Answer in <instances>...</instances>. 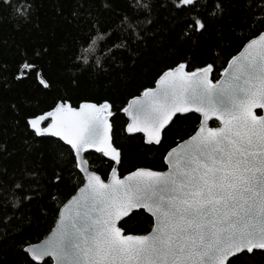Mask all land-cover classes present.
I'll return each mask as SVG.
<instances>
[{
  "label": "snow or ice",
  "instance_id": "snow-or-ice-1",
  "mask_svg": "<svg viewBox=\"0 0 264 264\" xmlns=\"http://www.w3.org/2000/svg\"><path fill=\"white\" fill-rule=\"evenodd\" d=\"M70 2L67 14L56 10L82 38L70 51L59 45L53 75L66 76L69 86L65 95L42 101L45 107L30 105V97L9 99L28 77L47 97L52 76L38 70L23 43L11 51L7 40L0 43V56L11 55L15 67L9 73L12 65L0 61V105L17 113L13 135L22 137L18 159L0 166V245H15L16 264H264V0L242 5L238 21V0ZM35 11L34 0H0V12L17 28L32 23ZM180 16L177 39L156 41L159 33L174 31ZM209 29L216 43L201 54L208 59L177 50L195 45ZM150 38L175 59L154 77V87L118 109L122 133L153 151L178 122L191 118L198 125L162 153L166 171L137 168L121 178L113 104L78 99L77 90L101 71L107 76L106 62L122 65L127 57L134 66L140 56L133 51L141 43L147 48ZM234 39L238 53L213 80L221 46ZM10 156L0 142V157ZM97 161L107 163V180L91 170ZM66 173L78 186L55 208V227L38 243L16 244L13 234L34 226L17 217L20 208L38 202L46 215L43 201L57 203ZM142 214L150 217V231L124 234L121 225Z\"/></svg>",
  "mask_w": 264,
  "mask_h": 264
},
{
  "label": "trees",
  "instance_id": "trees-1",
  "mask_svg": "<svg viewBox=\"0 0 264 264\" xmlns=\"http://www.w3.org/2000/svg\"><path fill=\"white\" fill-rule=\"evenodd\" d=\"M249 2L255 3L256 0H238L236 8L233 10L234 21L239 19L241 6L246 7ZM34 3L36 11L32 18L33 22L21 25L19 28L6 13L0 12V43L7 40L11 45L9 51L14 50L16 44L23 43L29 50V57L35 59L38 70L42 69L46 76H52V88L47 97H41L35 92L33 78L28 77L14 87L13 92L9 94V99L30 97V105L34 106L38 101H41L40 106L45 107L46 105L42 101H50L56 96L65 95V89L69 86L66 76L53 75L57 72L58 59L62 53L59 45L61 43L65 44L70 51L73 40L82 38V34L72 29L66 23L64 16L57 13L56 9L59 7L67 14L68 9L71 7L70 0H34ZM36 24L39 27H36ZM173 24L174 31L161 32L155 37V40L163 39L166 44L173 43L177 39L175 33L179 32L184 26L183 16L177 17ZM239 35L240 32L237 30V36ZM243 35H248L247 31ZM147 43V48L141 43L140 47L133 51L132 55L139 54L140 56L134 66L127 57L122 65L109 67L106 62L105 68L109 70L107 76L101 71V73L87 80L81 89L77 90L78 99H86L93 102L108 99L113 104V110L116 113L113 119V140L117 147L123 149L122 163L118 170L120 177L137 168H150L155 171L164 170L166 167L163 165L162 153L169 147L174 146L180 139H186L198 125V120L191 118L178 122L171 131L165 134L163 145L153 151H146L139 140L127 139L122 133V120L118 109L132 96L138 95L144 87L154 86V77L175 59V56L169 58L163 47H153V39L150 38ZM215 43V34L209 29L203 37L199 38L195 45L177 46V50L184 53L190 52L193 56H197L198 60L200 58L208 59L207 56H202L201 54L207 46ZM44 48L48 49L47 55H43ZM37 51L42 54L40 58L35 56ZM167 51L170 53L171 49ZM237 53L238 41L235 39L230 44L221 46L220 58L215 60L213 80L219 78V71L225 66L226 60ZM4 60L12 65L8 69L9 73L14 72L13 57L11 55L0 56V61ZM49 61H51V66L48 63ZM67 94L72 95L73 93L69 90ZM28 106V104L25 105V107ZM22 114L23 112L21 111L20 115ZM18 118L17 113L7 108L6 104L0 105V142H6L8 152L11 153L8 158L0 157V166L8 165L10 167L18 159L22 151V137L19 132L13 135L12 128ZM211 125L216 126L214 122H211ZM91 170L97 171L104 179L107 178L109 171L107 163H100L99 161L96 162ZM77 186L75 177L70 178L69 174L66 173L64 182L58 189L59 199L57 203L53 204L48 200L43 201V206L47 209L46 215H42L38 211L40 208V203L38 202H34L27 207H21L17 217L23 216L26 221L32 219L34 226L31 228L26 227L19 234H13L10 239L15 241L16 244L22 242L38 243L42 240L54 226L55 208L59 206L60 201L70 197ZM149 220L150 217H147L146 214L134 215L126 223H123L121 227L124 234H146L150 231ZM16 253L15 245L7 248L0 245V264H16Z\"/></svg>",
  "mask_w": 264,
  "mask_h": 264
},
{
  "label": "water",
  "instance_id": "water-1",
  "mask_svg": "<svg viewBox=\"0 0 264 264\" xmlns=\"http://www.w3.org/2000/svg\"><path fill=\"white\" fill-rule=\"evenodd\" d=\"M154 87V86H153ZM257 111H259V110H257ZM261 114H264V113H261ZM217 126H218V124L217 123H215ZM210 125H211V122H210ZM212 126V125H211ZM212 127H216V126H212ZM166 167V166H165ZM167 170V168H165L164 170H162V171H166ZM122 178V177H121ZM105 180H107V178L105 179ZM147 215V214H146ZM53 227H55V223H54V226ZM48 234V233H47ZM45 238V237H44ZM43 238V239H44Z\"/></svg>",
  "mask_w": 264,
  "mask_h": 264
},
{
  "label": "flooded vegetation",
  "instance_id": "flooded-vegetation-1",
  "mask_svg": "<svg viewBox=\"0 0 264 264\" xmlns=\"http://www.w3.org/2000/svg\"><path fill=\"white\" fill-rule=\"evenodd\" d=\"M216 125V124H215ZM217 126V125H216Z\"/></svg>",
  "mask_w": 264,
  "mask_h": 264
}]
</instances>
